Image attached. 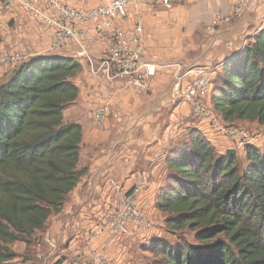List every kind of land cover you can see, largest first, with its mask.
Segmentation results:
<instances>
[{"label":"trees","instance_id":"1","mask_svg":"<svg viewBox=\"0 0 264 264\" xmlns=\"http://www.w3.org/2000/svg\"><path fill=\"white\" fill-rule=\"evenodd\" d=\"M216 74L212 106L228 123L264 124V28ZM82 65L59 55L33 57L0 85V264L10 244L32 245L61 213L88 167H80L84 127L65 121L80 95ZM166 158L171 172L156 197L171 233L189 229L195 244L153 241L155 264H264V152L247 144L220 154L195 126ZM58 260L55 264H61Z\"/></svg>","mask_w":264,"mask_h":264},{"label":"rangeland","instance_id":"2","mask_svg":"<svg viewBox=\"0 0 264 264\" xmlns=\"http://www.w3.org/2000/svg\"><path fill=\"white\" fill-rule=\"evenodd\" d=\"M192 4H194V1L192 2L191 0H177L173 8L178 7L183 13H186V11H190ZM254 5L253 7V4L252 6L250 4L248 10L243 15L239 17L232 16L229 20L225 19L215 26H210L213 18L217 15L223 17L226 15L215 13L211 17L208 16L207 19L202 18L203 15L202 17L189 20L187 24L180 27V45L182 51H185V53L181 54L179 59L185 62L180 61L178 63L183 66L185 71L201 64L208 67L220 65L213 76L215 88L216 74L223 64H217L214 58L220 54L225 56L232 55L233 50L242 43V48H245L248 45L247 43L253 40V34L258 33L264 28V0L256 2ZM49 31L50 28L44 23L31 20L27 12L23 11L20 6H16L14 10H8L6 7L0 5V56L3 53L12 54V52H16L22 55V60H29L33 57L45 56L43 55L44 53L59 52L60 50H56L51 43ZM229 42H233V44H227ZM66 49H62V52H66ZM189 57H191V60ZM211 57L214 60H211ZM193 59L199 61H192ZM5 65L0 66V85L9 79L5 74L8 71V66ZM174 72L168 80L169 89L171 85L176 86L177 80L174 77ZM178 91L180 90L174 93V97H172V94H169V99L173 98L170 111H161L163 112L161 116L162 124L166 121L161 130L166 131L165 127L171 124V133L173 135L170 132L168 134L164 132L163 134L159 130L157 140H160L161 144L154 149L155 153L153 155L155 157L146 162V167L140 172L141 174L137 173L140 170L135 173L131 172L133 171V168H131L128 170L130 175L122 180L120 171L113 173L114 175H118L116 177L112 176L115 186L109 189L108 195L105 196L96 195V192H99L96 186L103 182L102 173L106 174V170L108 169L102 164L104 152L113 150L112 143L115 141L118 142V145L122 146V143L119 141L124 138V132L118 126L117 97H114V109L111 110L107 117L105 124H108L104 126L108 127L109 125V129L103 127L100 130L101 132L99 131L98 133L102 135V140H104L105 136H108V139L105 141L106 145L104 141H99L101 143L98 147L90 143L94 141L90 128L97 126L94 121L95 109L88 114V110H82L83 107L78 102L67 106L64 110L65 121H76L82 124L85 131L88 130L82 147L79 162L80 167H88L89 171H92L93 168L95 170L100 168L96 175L101 174L102 176L100 175L101 177L97 178L96 176L94 177L93 173L88 172L81 180L82 185L78 186L77 190L70 195L64 210L50 218L47 223L48 231L46 232L45 230V232L38 233L33 238L32 245L30 246L21 241L10 244V247L18 253V256L16 259L3 264H55L60 259L69 260L71 254L74 252L84 255L90 254V257L94 256L98 258L100 256L102 257L103 264H155L158 258L147 248L153 241L160 239L162 242L178 245V243L182 242L181 240H187L195 244V233L189 229L177 232V234L168 231L164 221L166 215L160 212L157 207V193L162 187L167 185V177L171 173L166 167L165 161L172 151L171 149L181 146L186 142L189 129L191 127L195 128V125H198L202 128L200 130L203 135L210 140L212 145L217 147L220 154L234 150L237 152L238 157L242 159L243 166L246 168L249 165L245 152L247 144L257 145L264 152V124L258 121L250 122L246 120H238L235 123L222 121L224 126L239 127L245 130L249 138L232 139L226 135H219V133L213 131L214 129L210 128L211 126L208 122H202L188 108L179 109L176 112L173 111L176 101H179ZM212 94L206 99V107L210 111L213 109ZM100 102L103 103L102 99ZM131 102L133 106L136 104L133 100ZM157 104L160 105L161 103L158 102ZM215 115L220 119L217 112ZM119 133H122V135H119ZM109 142H111L110 147L107 145ZM109 175L106 174L105 176ZM105 176L103 177L104 179ZM138 181L142 183V186L136 195V205L129 218L127 230L118 233L115 237L107 233L103 238L92 240L90 235H94V230H102L108 226L107 222L109 218L107 212L109 210L107 211V209H114L117 212L122 208L123 197H121L120 192L112 191L116 187L122 189L126 185H128V188H132ZM82 186L85 189L80 191L79 189ZM106 186L108 185L106 184ZM89 194H92L91 197ZM83 199H85L84 203L93 202L94 206L87 210L82 209L83 207L81 208L80 202ZM86 206L84 204V207ZM45 238H48L50 242L56 245L51 246L44 243L43 240ZM92 245L95 247H91ZM39 253L41 254L40 256Z\"/></svg>","mask_w":264,"mask_h":264},{"label":"built area","instance_id":"3","mask_svg":"<svg viewBox=\"0 0 264 264\" xmlns=\"http://www.w3.org/2000/svg\"><path fill=\"white\" fill-rule=\"evenodd\" d=\"M177 0H111L108 4L78 6L69 4L68 0H0V5L8 10H14L16 6L27 12L31 19L44 23L52 33V44L56 50L74 45L78 49L74 59H83L88 64L92 74L102 77L106 82L123 81L126 85L138 91L144 90L149 85V79L158 69L155 61L148 58L147 45L144 41V10L165 9L171 10ZM232 12L229 15H217L210 26L217 25L232 16H241L247 10L252 0H234ZM134 8L135 19L132 26L124 25L129 18L130 10ZM95 31L104 42V50L96 57L89 51L90 33ZM249 42V41H248ZM248 44V43H247ZM33 55V54H32ZM60 56V55H59ZM65 57V56H63ZM20 53H3L0 56V66L6 64L8 70L20 65L22 60ZM72 58V57H69ZM72 58V59H73ZM77 61V60H76ZM78 62V61H77ZM81 64V63H80ZM82 65V64H81ZM176 67L174 77L176 91H178V110L188 108L198 116L202 122H208L219 135H226L232 139L249 138L246 131L239 127L224 126L225 121L216 111H210L206 107V99L212 94L214 88L213 76L220 67L193 66L184 70L178 62L168 65ZM182 86V87H181ZM112 110V102L103 101L94 110V121L101 128ZM226 122V121H225ZM228 123V122H227ZM199 129H202L198 126ZM145 178V176H144ZM110 187L115 186L113 179H109ZM142 183L138 181L132 188H117L122 198L120 211L107 209L108 226L102 230L93 231L92 240L103 238L107 233L115 237L120 232L127 230L129 218L136 205V195ZM44 243H49L45 238ZM108 245V243H107ZM41 254L39 253V256ZM103 264L102 257H90V254L72 253L69 260L65 259L61 264Z\"/></svg>","mask_w":264,"mask_h":264},{"label":"crops","instance_id":"4","mask_svg":"<svg viewBox=\"0 0 264 264\" xmlns=\"http://www.w3.org/2000/svg\"><path fill=\"white\" fill-rule=\"evenodd\" d=\"M110 1L111 0H68V3L78 6L91 7L98 4H108L110 3ZM191 1H194V4H192L190 11H186V13H183L182 10H180L178 7H174L171 10L158 8L143 11V21L145 25L144 41L147 45L148 58L150 59V61H155L159 66L153 77L149 79V85L144 90L138 91L135 88L126 85V83L123 81L106 82L102 77L96 76L90 72L88 64L85 62V60L76 59L79 63L82 64V70L74 78V83H76L80 87V95L75 103H80L83 107L82 110H88L87 113L89 114L92 110L96 109L98 105H100L101 99L102 102H112V109H114V97H117V114L119 115L118 126L119 129L124 132V138L119 141L120 143H122V146L118 145V142L115 141L114 143H112L113 150L104 152L102 164H104L109 169H107L108 171L106 170V174L110 175L105 176L106 174L102 173V176L100 174L102 176L103 182L99 183L96 186L99 190V192H96L97 196L108 195L107 192L110 191L109 189H112L109 185L110 183H108V180L113 179L112 176H118L117 174L114 175L113 173H118V171H120V177L122 178V180L126 176L130 175L128 170H130L131 168H133V171L131 172L135 173L136 171L140 170L137 173L141 174L140 172L146 167V162L149 159L155 157L153 155L155 153L154 149L161 144V141L157 140V134H159V130H161V127H163L166 123V121H164V124H162L161 116L163 112L161 111H170V105L173 103V98L170 100L169 94H172V97H174V93L176 92V86L174 87V85H171L169 89L168 81L176 68L168 67V65H172L173 63L180 61L185 62L184 60L179 59L180 55L185 53V51H182L180 45V27H183L184 24H187L189 20L202 17L203 15L204 16L202 18L206 19L208 18V16L211 17L212 14L215 13L229 15L232 12L235 2L234 0ZM259 1L263 0H252L251 6L253 4L254 7V4ZM135 12L136 10L134 8L130 10L129 18L124 21V25L132 26V24L135 22ZM49 36L52 42L51 30L49 31ZM90 37L91 39H89V51L92 55L98 57L104 50V42L94 30L90 33ZM227 44L232 45L233 42H229ZM242 44L239 47H236V49L233 50V54L230 56L220 54L219 56L214 58L215 60L212 59V57L210 59L217 61V64H224L226 61H231L233 57H235V55L243 51L244 47L242 48ZM65 48H67L66 52H62L63 50H60L59 52L52 51L51 54L44 53L43 55H60L73 58L74 54L78 50L74 45ZM189 59L191 60V57H189ZM192 61L199 60L193 59ZM202 65L203 64H201L200 66ZM5 74L7 75V78H9L11 76V71L8 70ZM131 100L136 102L134 106L132 105ZM158 102L161 104L158 105ZM177 104L178 102L176 101V106H174L173 110L174 112L178 111ZM107 124H104L101 128H103ZM195 126L198 127V125ZM101 128L97 126H94V128H90L92 130L93 140L95 141H91L90 143L97 147L101 143L99 141H104L106 145L105 141L108 139V136H105L104 140H102V135L98 134ZM104 128L109 129V125L108 127ZM165 130L166 131L161 130V133H171V124L165 127ZM87 131L88 130L85 131L84 129V138L82 143L85 142ZM120 134L122 135V133H119V135ZM171 134L173 135V133ZM107 145L110 147L111 142H109ZM171 153L172 151L170 152V154ZM99 169L95 170L93 168V170L89 172L93 173L94 177L96 176L97 178H99L100 175H96ZM104 176L105 179L103 178ZM106 184L108 186H106ZM81 185L82 183L80 182L78 186ZM124 188H128V185H126ZM82 189L85 188L82 186L79 190L82 191ZM112 192H114V190ZM91 195L92 194H89L90 197ZM84 202L85 199L81 200L80 202V206L82 205L81 208L83 207L82 209L84 210L90 209L94 206L92 204L93 202H89L87 204ZM84 204L88 207H84ZM46 239L48 240V238ZM49 243L52 242L49 241ZM91 247L95 246L92 245Z\"/></svg>","mask_w":264,"mask_h":264}]
</instances>
